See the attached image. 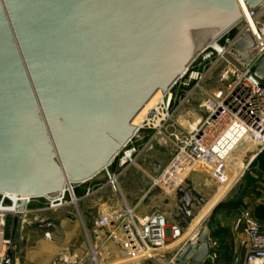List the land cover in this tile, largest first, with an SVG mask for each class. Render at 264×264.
<instances>
[{"label":"water","instance_id":"1","mask_svg":"<svg viewBox=\"0 0 264 264\" xmlns=\"http://www.w3.org/2000/svg\"><path fill=\"white\" fill-rule=\"evenodd\" d=\"M262 3L0 0V194L19 198L5 221V264H13L26 198L54 197L67 183L109 173L138 129L135 118L205 48L264 87V54L254 63L250 33L233 46L237 60L218 43ZM178 193L191 202L184 189ZM211 230L208 224L167 264H210Z\"/></svg>","mask_w":264,"mask_h":264},{"label":"rangeland","instance_id":"2","mask_svg":"<svg viewBox=\"0 0 264 264\" xmlns=\"http://www.w3.org/2000/svg\"><path fill=\"white\" fill-rule=\"evenodd\" d=\"M253 18L264 39V3L255 9ZM246 32L254 40L253 48L259 46L244 18L222 38V44L236 60L232 54L233 46ZM197 57L189 65L187 74L180 77L171 89V99L161 92L163 101L141 115L139 126L135 125L140 130L135 133L129 146L123 148L113 160L108 168L109 173L103 171L88 182L73 183L72 190L67 188L63 204L58 207L53 206L47 197L32 198L27 205L21 229L25 235L33 231L36 233L28 243L24 238L16 242L15 252L20 254L27 246L34 247L38 240L49 239L51 248L55 250L51 264H62L59 251L67 230L79 234L70 247L83 248L84 253H87L90 251L87 235L92 231L94 222L104 214L125 208V201L130 205L135 204L145 192L159 194L155 212H161L167 219L176 221L187 219L184 227L189 229L208 208L211 200L223 190L241 163L247 165L244 173L233 180L228 193L214 205L213 211L214 206L198 222L196 230L203 232L212 221L219 226L217 231L225 238L232 233L234 218L244 210L251 211L264 226V153L249 162L250 157L255 155L246 152L252 145L245 143L234 152L231 163L222 169L221 174L216 170L218 167H207L179 154V146L190 126L205 116L206 94L218 93L229 85V81H221L220 78L224 69L230 66L226 59L210 50ZM179 189H184L190 195L191 202L188 205L187 199L178 193ZM5 203L9 204L10 201L6 199ZM135 213L142 216L136 210ZM118 245L128 254L122 242ZM100 261L106 264L101 257ZM89 264L94 262L90 260Z\"/></svg>","mask_w":264,"mask_h":264},{"label":"built area","instance_id":"3","mask_svg":"<svg viewBox=\"0 0 264 264\" xmlns=\"http://www.w3.org/2000/svg\"><path fill=\"white\" fill-rule=\"evenodd\" d=\"M254 11L255 9L250 10L252 16ZM225 35L226 33L218 39V43L230 55L227 47L222 44V38ZM208 50L220 54L230 65L224 69L220 77L221 81H229V85L218 93L206 94L205 116L190 126L186 138L179 146V154L201 162L207 167H218L216 170L221 174L226 161L245 143L252 145L246 150L251 155L259 156L264 151V87L253 82L247 73L213 48L207 47L201 53ZM250 54L255 63L264 54V45L260 44L253 48ZM243 67L250 73L252 65ZM188 71L189 68L182 77ZM171 89L164 95L168 96L169 100L172 96ZM138 130L140 127L136 132ZM133 138L124 148L129 146ZM129 156L131 157V153ZM67 190L47 198L53 206L58 207L63 204ZM0 196L2 197L0 200V264H5L7 251L11 245L10 240L4 237L5 221L9 213H16L19 198L16 196L13 200L6 194H0ZM6 199L10 201L9 204L5 203ZM31 200L32 198H26V204L28 205ZM10 208L12 212L7 210ZM241 226L245 234L242 242L245 251L243 255L235 256L231 264H264V226L249 210H244L238 216L236 228ZM168 229L173 238L181 233L178 226L168 225L166 216L161 212L139 216L135 213V208L126 205L122 210L104 214L94 222L92 231L87 235L91 259L94 264H101V248L109 241L122 242L127 253L132 257H151L152 253H147L146 250L154 251L164 246L168 241ZM210 258L216 261L218 256L214 253L210 254ZM61 261L62 264H76L69 258H62Z\"/></svg>","mask_w":264,"mask_h":264},{"label":"crops","instance_id":"4","mask_svg":"<svg viewBox=\"0 0 264 264\" xmlns=\"http://www.w3.org/2000/svg\"><path fill=\"white\" fill-rule=\"evenodd\" d=\"M157 195L159 196V194L157 193L155 194L148 192L146 194L145 192L144 196L140 198L135 204L130 205L128 201H125L124 205H127L129 207L133 206V208H135V210L138 211L140 215L145 216L157 211ZM237 218H234V220L232 221V233L228 234V236H226L225 238H223L221 236L222 234L220 235V233L217 231L219 226H217L212 221L209 223L212 226V230L210 231L208 236L210 240V254L212 255L216 253L218 256L216 261H212L209 256L208 259L210 261V264H231L235 256L243 255L245 250L242 242L245 239V234L242 226L236 228ZM167 220L169 226H178L181 229V233L178 237L173 238L170 229H168V242L164 246L155 249L151 257H132L131 254H126V251L124 252L122 247L118 245V241H109L105 243V245H103L101 248V258L103 260L105 259L106 264H129L135 263L136 261H143L145 264H167L171 261V259L181 246H183L187 241H196L199 234L202 233V231L200 232V230H196V227L198 225V223L196 222H199L198 218L193 223L194 225H192L189 229H186L184 227V225L188 222L187 219L176 221L173 218H169ZM35 233L36 232L33 231L28 235H25L22 234L21 229L20 237L17 242L24 238V240L28 243V241H31V239L34 238ZM78 235L79 234L77 232H68L67 230H65L64 244L62 245V248L59 252L61 253L62 258L64 257L73 259L76 264H85L84 262H87L89 264L90 260H92L91 251H87V253H84L83 248L70 247V243H72V241L77 238ZM95 242L97 241L95 240ZM23 251L20 254L15 252L13 264H51L50 260L53 257V253L55 252L54 248H51L50 246L49 239H40L36 242V245L34 247L27 246ZM148 253H150V249ZM173 262L174 261H172V263Z\"/></svg>","mask_w":264,"mask_h":264},{"label":"bare ground","instance_id":"5","mask_svg":"<svg viewBox=\"0 0 264 264\" xmlns=\"http://www.w3.org/2000/svg\"><path fill=\"white\" fill-rule=\"evenodd\" d=\"M244 19L246 20L247 22V26L250 30V32L252 33V35L255 36L256 40L264 45V39H263V36L261 35L259 29H258V26L256 25V22L253 18V16L251 15V12L250 10L245 13L243 15ZM157 99V101H155ZM163 101V98H162V95H161V91L157 92L155 94V96L150 100V102L145 106V108L143 109V111L135 118L134 120V125H137L139 126L140 124V117L141 115L145 112H148L152 107H157L161 102ZM154 102L156 103L154 105ZM158 110V108H157ZM160 121H158L159 123ZM129 155V154H127ZM234 156V154H232V156L226 161V164H224L223 168L224 169L225 167H227L231 162V158ZM256 155L255 156H252L250 157L249 159V162H251L253 159H255ZM258 157V156H257ZM247 167L246 164H239V166H237V168L233 171V174L231 176V179L226 183V186L223 188L222 191L219 192V194L211 200V202L209 203V206L208 208H206V210L198 217V221H201L210 211V209L219 201L221 200L227 193H228V190L231 188L232 184H233V180L235 179H238V177H240L242 175V173H244V170L245 168ZM71 186V183H67L66 187L61 191V192H64L67 187L70 188V190H72V187ZM6 196H8L10 199H13L15 200L16 198V195H13V194H6ZM8 211L12 212V209H7ZM198 223V222H196ZM149 249L146 250V252L148 253Z\"/></svg>","mask_w":264,"mask_h":264},{"label":"trees","instance_id":"6","mask_svg":"<svg viewBox=\"0 0 264 264\" xmlns=\"http://www.w3.org/2000/svg\"><path fill=\"white\" fill-rule=\"evenodd\" d=\"M263 153H264V151H263L260 155H262ZM260 155H259V156H260Z\"/></svg>","mask_w":264,"mask_h":264}]
</instances>
